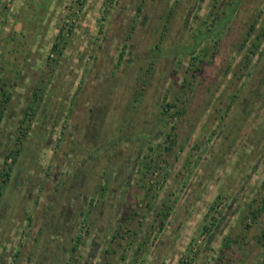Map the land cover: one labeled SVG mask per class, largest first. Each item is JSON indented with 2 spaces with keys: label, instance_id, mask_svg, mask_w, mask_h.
<instances>
[{
  "label": "rangeland",
  "instance_id": "rangeland-1",
  "mask_svg": "<svg viewBox=\"0 0 264 264\" xmlns=\"http://www.w3.org/2000/svg\"><path fill=\"white\" fill-rule=\"evenodd\" d=\"M0 264H264V0H0Z\"/></svg>",
  "mask_w": 264,
  "mask_h": 264
},
{
  "label": "trees",
  "instance_id": "trees-1",
  "mask_svg": "<svg viewBox=\"0 0 264 264\" xmlns=\"http://www.w3.org/2000/svg\"><path fill=\"white\" fill-rule=\"evenodd\" d=\"M232 12H234V8L232 9ZM218 20H219V23L216 26H213V29H210L208 33H201L199 36L196 37L197 45H199V46H203L205 44H207V45L211 44L212 45V44H216V43L219 42V40L221 39L222 34H223V28H224L225 24L228 23L229 20L225 19V18H221V19H218ZM170 42H171V40H169V39L166 40V42H165V48L166 49L170 48V46H169ZM157 48L161 49L160 46H157ZM196 49H198V48H196ZM196 49L191 50L190 52H192V53H188L187 52L188 49L183 50L182 52L180 50L179 55L181 56V58L184 57V56H191L193 60H196L197 57L194 56V54H196V51H197ZM204 50L207 51L208 49L205 48ZM154 63H155L154 60L148 63L149 67H146V69L143 71L144 72L143 77H145L146 74L149 77V76H151L154 73V71H155V68H154L155 64ZM204 63L205 62H201V64H204ZM130 75H132V74H130ZM143 77L138 78L137 81H135V82H138L137 84H141V82L143 81L142 80ZM125 79H127V78L125 77ZM142 85L143 86L144 85L147 86V85H149V83H147L145 81V79H144ZM132 86L133 87L135 86L134 83H132ZM133 87H129L128 86V87H126V90L129 91V90L133 89ZM148 87H150V86H148ZM126 90H125V92H126ZM150 93H151L150 89H147V91L143 92V95H141L142 96V98H141L139 96V94H140L139 91L136 92V93L133 92V94L136 95L135 101H137V102H135L133 104L134 108H136V104H138V103H139L140 107L144 108L143 106L146 105L145 100H146L147 97H149L148 95ZM168 107L170 109H172V108L175 107V105H171L170 104ZM157 108L158 109H155L156 112H153V113L149 112V114L146 115V116L144 114H141V111H138L137 117L139 119L146 118L142 122V125L145 124V123H148L149 126H147V124L145 125V128H148V129H145L144 131L138 130V127L142 126L141 124L139 126H137V127H132L131 128V134H129V138L127 139V142H128L127 146H121V142H122L121 140H123V137L122 136L118 137V141L116 140V142L111 144L110 148L108 149L109 151L112 150L111 153H114L113 154L114 155L113 159L116 158V157H119V154L117 153L118 150H120L119 153L122 156V158H125L126 155L129 152H131L134 149V146H136L137 144L141 143L142 145H139V146H140V149L143 150L148 145L151 146L154 143V139L156 137L158 139V135H157L158 133H154L153 131L149 132V129H151V127L152 128L154 127V129H155L158 126V124L163 125V127H167L169 125V123H170L169 120H171V118L173 116H175V115L171 116V118L169 120H168V118H165V119L164 118L163 119L159 118L158 111L159 110H164V109L161 106H158ZM164 112L166 113L167 111H164ZM111 116H112V114L110 115V118L106 116V118L104 119V129H106V126H109L111 124V122L114 121ZM147 116H149V117L151 116V118L149 119V118H147ZM155 117L157 119L159 118V123L158 124H157V122H154ZM156 132H158V131L156 130ZM120 134H124V131L121 132ZM89 153H90V156H89L88 162L90 164V167L92 168L94 166H97V163L99 161H101V159L96 158L95 155H94L95 153L94 154H93V152H89ZM125 162L126 161H121L120 163L128 168V166L126 165ZM122 170H124V169L122 168ZM91 172H94V171L91 170Z\"/></svg>",
  "mask_w": 264,
  "mask_h": 264
}]
</instances>
